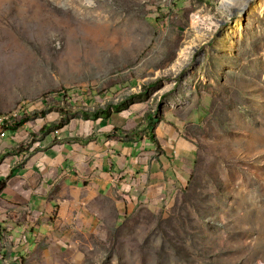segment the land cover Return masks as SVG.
I'll return each instance as SVG.
<instances>
[{"label":"rangeland","instance_id":"obj_1","mask_svg":"<svg viewBox=\"0 0 264 264\" xmlns=\"http://www.w3.org/2000/svg\"><path fill=\"white\" fill-rule=\"evenodd\" d=\"M257 1L239 15L224 0H0V115L33 120L42 109L63 123L111 104L109 114H126L117 132L139 140L132 172L117 171L110 192L84 181L37 219L24 209L3 217L16 264H264ZM156 119L172 121L195 151L172 165L179 179L151 188L137 151ZM56 128L29 138L50 142Z\"/></svg>","mask_w":264,"mask_h":264},{"label":"crops","instance_id":"obj_2","mask_svg":"<svg viewBox=\"0 0 264 264\" xmlns=\"http://www.w3.org/2000/svg\"><path fill=\"white\" fill-rule=\"evenodd\" d=\"M108 108L112 111L110 106ZM116 114L81 116L73 113L61 125H56L50 142L47 141L48 136L29 138V134L43 127L47 121L62 120L60 113L51 118L48 113L44 116L37 114L33 120L28 118L0 136L1 235L9 225L2 224V219L9 212L27 210L32 221L55 204H61L62 190L65 194L67 191L78 193L84 187V181H89L88 189L93 187L94 192L104 194L115 186L117 171L126 175L132 172L136 164H133L136 161L133 148L139 140L124 139L117 131L113 135L114 128H128L127 121L121 118L126 114ZM154 123V140L145 136L148 140L144 141L142 149L135 148L136 151L140 149L137 154L140 156L138 168L142 179L149 180L148 187L151 188H157L161 183L164 185L165 177L179 179L180 174L175 173L172 165L183 158L190 162L195 151L190 141L180 137L172 121L156 119ZM175 149L178 151L176 155ZM10 218L8 216V222L14 219ZM0 251L9 253L12 259L17 258L14 251L8 250L2 237Z\"/></svg>","mask_w":264,"mask_h":264},{"label":"bare ground","instance_id":"obj_3","mask_svg":"<svg viewBox=\"0 0 264 264\" xmlns=\"http://www.w3.org/2000/svg\"><path fill=\"white\" fill-rule=\"evenodd\" d=\"M225 6L230 10H234L237 14L241 15L243 12L247 10H253L256 8V4L258 3L257 0H224ZM248 4L251 5V8L248 7ZM242 24L241 18H238L235 23V28H240ZM230 29L224 30L221 35L220 39L217 40V46L222 52L229 47L230 44ZM231 52V50L229 51Z\"/></svg>","mask_w":264,"mask_h":264},{"label":"trees","instance_id":"obj_4","mask_svg":"<svg viewBox=\"0 0 264 264\" xmlns=\"http://www.w3.org/2000/svg\"><path fill=\"white\" fill-rule=\"evenodd\" d=\"M109 106L111 107V104L106 105V107H99V109L97 110V112L92 113L90 116H97L98 113H101V114H103L104 116H107V115L109 114V113H108V110H107V107H109ZM85 113H87L88 115L90 114V112H85ZM37 114H40V115L44 116V115H45V112L42 111V109H41V110H39V109H35V110L33 111V114H31V116L34 117V116L37 115ZM26 119H27V116H23V117L19 118L18 120L15 119V120L13 121V124L10 125V126L8 127V129H15V128L18 127L20 124H22L23 121H25ZM154 122H155V120H152V121L147 125L148 130H150V131H147V132L149 133V137L152 138L153 140H154V136H153V133H152L151 129H152V123H154ZM61 123H62V120H61V119H60L59 121L48 122L47 124H45L43 127L40 128V131H41V132H44V130H45L46 128H48L49 126L61 125ZM118 130H120V129H119V128H114V130H113V135H114V133H115L116 131H118ZM135 140H136V138H135Z\"/></svg>","mask_w":264,"mask_h":264},{"label":"built area","instance_id":"obj_5","mask_svg":"<svg viewBox=\"0 0 264 264\" xmlns=\"http://www.w3.org/2000/svg\"><path fill=\"white\" fill-rule=\"evenodd\" d=\"M17 117V112H12L7 115H0V136L5 134V131L8 130V127L13 124V121ZM17 258L12 259L9 253L0 251V264H16Z\"/></svg>","mask_w":264,"mask_h":264}]
</instances>
